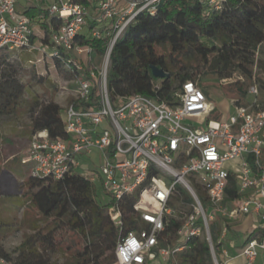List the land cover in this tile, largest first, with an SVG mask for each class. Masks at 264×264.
I'll list each match as a JSON object with an SVG mask.
<instances>
[{"label":"built area","instance_id":"obj_1","mask_svg":"<svg viewBox=\"0 0 264 264\" xmlns=\"http://www.w3.org/2000/svg\"><path fill=\"white\" fill-rule=\"evenodd\" d=\"M36 1L59 21L57 28L46 35L43 13L30 17L16 11L17 0H0V52H37L58 61L59 71L70 77L58 83L60 94L69 84L75 88L64 109L67 136L52 139L46 129L31 135L20 159L29 166V175L61 179L78 171L84 156L96 154L99 170L88 178L100 181L110 198L109 216L118 227L125 197L138 192L133 211L142 226L119 235L115 264H178L176 255L193 237L208 243L213 264H222L209 222L217 215L234 219L249 213L264 221V108L257 103L256 80L248 88L249 103L234 101L232 113L221 120L210 118L213 102L189 78L174 87L171 101L140 93L111 98L107 74L115 43L140 12L154 14L161 0H95L94 7L74 0ZM197 1L219 9L223 0ZM36 20L41 38L33 26ZM82 38L90 42L81 43ZM93 40L103 41L104 49L97 51ZM92 52L101 56L99 66H82L80 57L92 61ZM234 78L243 80L234 73L220 81ZM93 88L95 101L90 98ZM79 101L91 104L84 108L77 106ZM230 176L241 197L226 205ZM197 187L207 197V211ZM169 218L182 221L173 244L160 240ZM261 250L264 237L244 242L245 264H256ZM0 264L16 263L0 255Z\"/></svg>","mask_w":264,"mask_h":264},{"label":"trees","instance_id":"obj_2","mask_svg":"<svg viewBox=\"0 0 264 264\" xmlns=\"http://www.w3.org/2000/svg\"><path fill=\"white\" fill-rule=\"evenodd\" d=\"M74 1L93 7L95 2ZM39 13L44 14L41 28L46 31V35L57 28L59 21L50 16L47 10L43 11L38 6H29L24 10V14L30 17ZM80 42L90 40L83 39ZM92 43L97 51H102L105 47L103 41L93 40ZM263 43L264 0H223L219 9L197 0H161L154 14L140 12L115 43L107 74L109 96L114 98L140 93L157 100L171 101L177 78L176 69H187L186 65L179 63V57H196L198 71L199 66L208 67L218 79L231 77L234 73L241 75L244 81L237 80L234 83L240 96L246 94L244 86L250 85L253 78L260 91L264 92L262 77L256 74L257 67L264 71V63H256L255 60L256 51ZM164 46L170 49L168 57L158 51V47ZM4 57L5 53L0 52V65ZM54 64L60 70V63L55 61ZM152 65L163 68L169 76L163 79L153 77ZM195 74L193 71L188 78L195 80ZM185 79L187 78L180 80ZM22 90V85L13 75L4 74L0 70V96L3 100L0 115L17 108ZM90 98L95 101L96 88L92 89ZM257 103L264 108L263 97ZM90 104L79 101L77 106L85 108ZM62 111V107L55 101L38 103L32 110L31 135L46 129L52 139L65 138L67 135ZM25 185L29 202L44 217L64 220L68 229L80 234L84 246L72 261L52 263L48 257L27 247L29 239L20 245L19 253L14 258L0 244V255L16 264H112L115 261L114 248L119 235L142 226L133 211L138 192L125 197L121 207L122 226L118 227L108 213L110 202L103 205L97 203L94 198V185L84 173L68 172L61 179L28 175ZM196 191L204 210L207 211L208 201L204 191L199 187ZM240 197L235 178L230 176L224 204L236 202ZM229 220L217 215L209 222L214 251L218 257L221 254L219 238ZM181 222V219L169 218L160 240L166 239L171 244L175 243L176 230ZM263 236L264 229H256L247 235L245 242L252 237ZM41 243L44 249L53 248V232L45 234ZM187 245L185 250L176 255L178 264H213L208 243L204 239L193 237Z\"/></svg>","mask_w":264,"mask_h":264},{"label":"rangeland","instance_id":"obj_3","mask_svg":"<svg viewBox=\"0 0 264 264\" xmlns=\"http://www.w3.org/2000/svg\"><path fill=\"white\" fill-rule=\"evenodd\" d=\"M28 5L40 7V2L36 0H17L15 4L18 13L23 12ZM33 26L40 35L38 21L33 22ZM87 34V31H86ZM158 51L168 57L170 49L168 46L158 47ZM50 54V51H48ZM92 61H86L85 55L81 56L82 66H99L101 56L98 53L92 52ZM4 61H1L0 70L2 73L13 75L16 80L22 85V94L18 100L17 108L12 112L3 113L0 115V172L9 169L11 161L21 159L25 150L28 147L31 138L30 122L32 110L36 108L38 103L45 101H55L63 111L62 117H65V104L72 97L75 85L69 84L70 89L64 94H60L57 87L61 80L70 79V77L61 73L54 65V61L47 57H42L37 52L17 51L14 53H5ZM179 63L187 66L186 70H177V78L174 87L178 86L181 78H188L194 71L195 80L199 82L202 89L213 102L216 110L210 115V118L221 120L227 117L233 111L232 103L236 99L240 102L249 103L252 99L248 93L250 85L244 86L246 94L240 96L237 93V79L228 82H222L218 79L208 67H200L198 71V59L196 57L178 58ZM256 63H264V43L259 46L255 54ZM91 67V66H90ZM262 71L259 67L256 68V74L262 77ZM243 82V80H238ZM241 97V98H240ZM264 99V92L259 90L257 99ZM3 105L2 96H0V106ZM12 156V157H11ZM84 156L82 166L78 172L89 176L98 172L101 163L100 157L96 154ZM11 157L8 161L7 158ZM29 175V168L26 169ZM6 174V173H5ZM4 175V174H3ZM16 183L18 189L17 195H6V184L0 182V244L3 249L16 257L20 250V245L24 240L29 239L27 247L34 249L37 253L48 257L52 263H67L73 260L75 255L83 249L84 241L80 234L65 226L64 220H55L53 218L44 217L38 209L29 202L26 196L27 186L25 181L27 176ZM94 185V198L100 205L107 203L110 198L103 190L101 183L97 180ZM20 190V191H19ZM18 194H20L18 196ZM53 232L55 238V246L53 248L44 249L41 243L42 237ZM109 255V252L107 253ZM115 255V254H114ZM115 264V261L112 263ZM150 264H157L153 261Z\"/></svg>","mask_w":264,"mask_h":264},{"label":"crops","instance_id":"obj_4","mask_svg":"<svg viewBox=\"0 0 264 264\" xmlns=\"http://www.w3.org/2000/svg\"><path fill=\"white\" fill-rule=\"evenodd\" d=\"M29 6L32 5H28L27 7ZM11 157L7 158V161ZM27 168L29 166L23 164L19 159L18 161H11L7 171L0 172V182L4 181L6 184V190L4 191L6 195H17L18 189L16 183L19 181L17 177H20L22 179L21 181H23L25 176L28 175L26 172ZM227 225H225L226 230L224 232L222 231L219 238V242L221 243L220 261L222 264H245V259L241 255L245 239L251 231L264 229V221L255 213H249L241 214L234 219H230ZM256 264H264V250L259 252Z\"/></svg>","mask_w":264,"mask_h":264},{"label":"water","instance_id":"obj_5","mask_svg":"<svg viewBox=\"0 0 264 264\" xmlns=\"http://www.w3.org/2000/svg\"><path fill=\"white\" fill-rule=\"evenodd\" d=\"M152 76L155 78L163 79L169 76V73L166 72L163 68L158 67L156 65L151 66Z\"/></svg>","mask_w":264,"mask_h":264}]
</instances>
